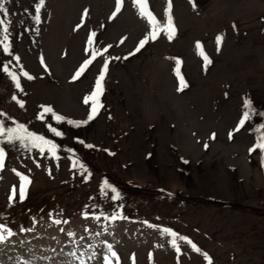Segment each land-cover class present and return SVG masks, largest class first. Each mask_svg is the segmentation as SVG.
Segmentation results:
<instances>
[{"label": "rangeland", "instance_id": "obj_1", "mask_svg": "<svg viewBox=\"0 0 264 264\" xmlns=\"http://www.w3.org/2000/svg\"><path fill=\"white\" fill-rule=\"evenodd\" d=\"M115 2L45 0L39 24V0L5 5L13 56L0 48V122L23 124L52 140L59 158L0 139V220L15 232L0 244V264H103L104 255L110 264H133V257L134 264H208L205 254L211 264H264V156L251 151L264 136V0H194L195 7L172 0L174 39L162 34L131 56L150 26L132 0L112 19ZM167 4L148 0L165 23ZM93 31V47H111L74 81L90 58L85 49ZM217 36L223 37L219 50ZM197 42L211 60L207 68ZM105 57L120 59L109 63L103 108L75 127L67 121L87 120L91 105L83 101ZM177 59L188 85L183 91ZM4 64L20 76L23 92L2 71ZM21 69L34 79L24 78ZM245 102L250 115L241 126ZM45 107L64 120L57 122ZM73 159L87 173L73 169ZM17 173L31 181L22 202ZM105 181L108 191H102ZM13 187L17 197L10 203ZM117 213L122 218L103 219ZM164 228L200 252L177 239L178 254Z\"/></svg>", "mask_w": 264, "mask_h": 264}, {"label": "snow or ice", "instance_id": "obj_2", "mask_svg": "<svg viewBox=\"0 0 264 264\" xmlns=\"http://www.w3.org/2000/svg\"><path fill=\"white\" fill-rule=\"evenodd\" d=\"M10 2V0H0V14L4 17V19H0V36H2V39H0V48H2L3 53L9 55L10 57L13 56L12 51H11V42L9 40V25L6 23V20L9 16L8 9L5 7L6 3ZM190 3H193V6L195 7L194 0H189ZM125 3V0H116L115 2V11L112 13L111 18L115 19L116 16L120 13L123 4ZM133 5L137 8L139 15L142 19H145L147 21V24L150 26V31H148V34L145 35L142 39L139 40L138 45L136 46L135 50L131 53H129V56L135 55L136 53H139L149 42H154L157 39L160 38V36L166 35L167 39L169 41H172L175 37L176 34V28L173 22V16H172V0H168L167 4V13H166V23L161 22L160 20L157 19V17L149 10V5H148V0H132ZM45 4V0H39V3L35 7V13H34V20L36 24H39L41 22V10L42 6ZM87 12L84 13V16H87ZM81 25H78L80 27ZM235 27V26H234ZM97 37L96 32H92L88 37H87V45L88 47L85 49L86 52H90V58L85 59L79 69L75 72L73 75V80L79 79L85 71L89 68L90 65H92L93 61L97 59L98 56H104L105 53L108 52L109 45L108 47L103 48L102 50L96 47H93L95 40L94 38ZM223 40L222 36H217L216 38V44L219 50V46L221 45ZM124 41L121 40L120 43L122 44ZM196 49L198 54L202 57L204 66L207 68L209 64H211V60L209 57L205 54L203 46L200 42L196 43ZM124 59H127L128 57H123ZM13 59L17 63L20 61V57L14 56ZM113 59H120V57H105L103 61V67L102 70L99 72V75L95 81V88L91 92L89 96H86L84 98V103L86 105L90 104L91 105V110L88 113L87 120L84 121H73V120H68L67 123L74 125L75 127H80L81 124H86L88 121H91L96 118V116L99 114V111L101 108H103V104L101 103L100 97L104 93V81L106 78V74L109 69V63ZM40 63L44 67V70L47 72L48 67L47 64L45 63V60L43 57L40 58ZM177 68H176V76L179 80V88L178 91H183L186 87H188L184 77L181 75L179 66H180V61L177 59L176 60ZM2 71L8 75V77L11 78L12 82L14 83L15 87L17 90L20 92H23V88L21 87V78L18 76L15 72L9 70V66L7 64L3 65ZM21 75L26 78L27 80L31 81L34 79L32 75H30L28 72L23 71L21 69ZM13 100H15L21 108L24 107V104L16 97H12ZM250 108V105L248 102H245V113H244V118L240 120V125L243 126L246 121L249 120V111L248 109ZM44 113H50L53 118L57 122H61L64 120L63 116H58L53 112V110L50 107H45L43 109ZM4 114L0 112V116H3ZM260 115L264 116V113H261ZM43 119V115L40 117ZM15 123V122H13ZM264 128V126H262ZM238 130V129H237ZM49 131H51L55 136L60 137L62 136V133L60 131H57L55 128H52L49 126ZM215 134H213L214 138ZM231 137V133H230ZM0 139H3L4 142L7 144H16L18 143L20 147L24 148L25 150H38L41 155H44L46 152L50 154L52 158L58 159L59 157L57 156V145L53 143L52 140L46 139L43 135H37L34 132H30L23 124H16L14 128H9L6 127V125L3 122H0ZM80 143H84L83 141H80ZM87 148H92L93 145L87 144L85 145ZM207 147V145H205ZM259 150L262 156H264V136H261L256 145L255 149H252L251 151ZM74 155V154H73ZM4 163H5V150L4 148L0 147V170L4 168ZM187 163V161H185ZM39 167V165H37ZM77 166L81 170L82 174L87 173V169L83 164H81L78 160L73 159L72 162V167L73 169H76ZM17 175L20 177V185H19V201L22 202L26 198V192L28 186L31 184V181L28 179L27 176L21 175L20 173H17ZM109 190V185L107 181H105L104 188L102 191H108ZM113 200L119 199V193H117V190L115 188L110 189ZM16 197H17V189L13 187L11 191V195L9 197L10 203L16 202ZM87 218V217H86ZM96 220H100V216L94 217ZM120 217L119 213L112 215L110 218L109 217H103V219H111L112 221L117 220ZM55 224L59 225L61 224V220H55ZM151 227V226H150ZM31 228H21V231H30ZM162 233L172 237V247L176 250V252L179 254L180 253V247L176 243L177 239L182 240L186 242L188 245L192 247V249L196 252H200V249L196 247V245L189 240L187 237L183 236H178L177 233L173 232L169 228H164L162 229ZM15 235V232L7 226V223L0 220V244H5L8 243L11 238ZM69 235H72L69 233ZM108 253H110V256L113 258L117 257V253L112 249L111 245H108ZM75 255V253H73ZM133 264L135 258L133 257ZM205 259H208V264H211V260L207 257L205 254ZM80 264H85L83 260L80 261ZM103 264H110V257L109 255H104L103 256Z\"/></svg>", "mask_w": 264, "mask_h": 264}]
</instances>
